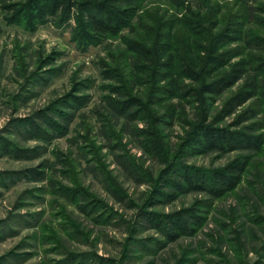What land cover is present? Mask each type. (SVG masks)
Segmentation results:
<instances>
[{"label":"rangeland","instance_id":"rangeland-1","mask_svg":"<svg viewBox=\"0 0 264 264\" xmlns=\"http://www.w3.org/2000/svg\"><path fill=\"white\" fill-rule=\"evenodd\" d=\"M8 3L0 0V264H264V145L191 156L184 142L197 114L189 104L172 128L154 122L163 114L156 105L153 118L118 109L130 97L163 98L155 81L138 77L126 40L151 43L150 26L220 10L223 25L242 23L246 44L230 48H241L261 87L227 118L225 104L243 82L218 97L210 123L264 134V43L256 42L264 40V0H125L135 19L94 46L76 41L72 19H49L36 32L10 23ZM248 110L259 115L234 127ZM245 156L241 184L224 197L175 193L180 165L210 177ZM188 209L204 222L173 242L145 219Z\"/></svg>","mask_w":264,"mask_h":264},{"label":"trees","instance_id":"trees-1","mask_svg":"<svg viewBox=\"0 0 264 264\" xmlns=\"http://www.w3.org/2000/svg\"><path fill=\"white\" fill-rule=\"evenodd\" d=\"M7 1L5 9L10 14V23H22L28 31L36 32L49 19L64 23L72 19L76 24V41L88 46L100 45L106 39L118 36L136 17L135 8L125 6V0ZM220 14V10L212 14L189 10V18L177 17L171 23L150 26L151 43L125 41L127 51L137 61L134 68L138 77L144 75L155 81L154 89L163 98L149 100L151 103L148 104L140 98L130 97L118 102L120 113L133 116L143 113L153 118L155 113L150 110V105H156L163 114L155 117L154 122L159 125L164 118L172 128L178 121H184L185 108L189 104L197 114L193 124L187 123L192 130L184 142L191 156L240 150L259 153L264 145V134L248 135L210 123L211 109L218 97L243 82L242 88L225 104L224 118H227L255 100L261 87L258 76H250L251 63L241 48H230L245 43L242 23L238 19L223 25L222 19L218 18ZM256 42L264 43V40ZM247 43L251 46L255 42ZM261 65L264 67V62ZM258 115V111L248 110L238 117L234 127H241ZM249 163V156L240 157L212 172L210 177L204 171L180 165L173 170L180 178V181L172 182L175 193L188 189L220 199L237 189ZM160 197L166 198L168 203L176 199V195L160 194ZM145 219L172 242L183 236H193L204 222V218L192 209L166 216L146 214Z\"/></svg>","mask_w":264,"mask_h":264}]
</instances>
